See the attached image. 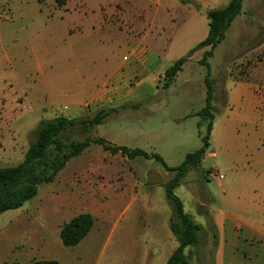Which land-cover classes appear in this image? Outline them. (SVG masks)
Returning <instances> with one entry per match:
<instances>
[{
	"label": "rangeland",
	"instance_id": "obj_1",
	"mask_svg": "<svg viewBox=\"0 0 264 264\" xmlns=\"http://www.w3.org/2000/svg\"><path fill=\"white\" fill-rule=\"evenodd\" d=\"M231 1L70 0L60 9L54 0L45 5L0 0V168L24 161L44 122L93 118L102 109L115 111L90 131L76 128L69 141L101 138L150 156L131 160L92 144L71 159L52 183L39 187L36 197L0 214V264H153L155 251L146 253L145 219L154 216L144 212L141 218L137 253L118 234L145 201L155 214L168 207L165 188L176 173L151 156L176 168L201 148L213 121L198 115L206 106L208 74L214 136L201 166L188 170L174 193L201 227L197 243L185 250L188 264H216L220 229L211 212L224 207L222 190L232 188L254 200L264 195V0H244L241 15L207 59L209 68L202 60L210 49L199 46L209 34L208 12ZM147 52L150 72L132 76L119 101L104 104L93 98L111 72L124 69L122 62L131 65ZM186 57L183 71L166 88L165 72ZM107 62L115 63L113 71ZM241 80L259 88L227 98L226 83ZM212 172L224 178H210ZM190 194L207 205L194 208ZM116 195L122 202L125 197L123 204ZM121 210L124 214H116ZM234 212L228 215L264 223L256 211ZM91 213L98 214L96 230L103 235L65 247L62 226Z\"/></svg>",
	"mask_w": 264,
	"mask_h": 264
},
{
	"label": "trees",
	"instance_id": "obj_2",
	"mask_svg": "<svg viewBox=\"0 0 264 264\" xmlns=\"http://www.w3.org/2000/svg\"><path fill=\"white\" fill-rule=\"evenodd\" d=\"M49 0H37L39 5H45ZM70 0H54L60 9L66 7ZM185 4V1H182ZM244 0H232L225 8L209 11V34L200 43V47H207L210 50L204 54L203 64L209 68L207 59L213 56V51L220 45L226 36V32L241 15ZM189 61L188 57L182 58L165 72L164 78L166 88L170 87L183 71ZM207 97L206 106L198 114L201 118L212 116V82L209 74L206 78ZM113 109H102L95 117L87 119L57 118L44 122L37 132L35 142L28 150L24 161L15 167L0 168V214L21 208L26 202L37 196L39 187L44 183H52L59 172H61L71 159L82 155L92 144L100 145L105 151L116 155L122 153L128 159L137 157L150 158L148 154L140 149L130 150L127 147L110 145L106 140L97 138L86 139L82 142L69 141V135L76 128L83 132L90 131L95 126L101 125L103 121L114 112ZM213 121L207 127V133L202 137V146L194 153L186 156L181 165L176 168L169 167L159 155L151 158L161 162L165 170L176 173L175 178L166 185L167 201L172 206L173 219L171 229L179 241V248L170 257L167 264H188V256L185 250L197 243L198 233L201 227L194 223L193 219L185 212L181 199L174 193V189L180 184V180L188 170L199 168L205 157L206 150L210 147ZM57 154V155H56ZM62 154V155H61ZM56 155V156H55ZM61 155V159L58 158ZM55 156V158H54ZM95 224V219L90 214H80L65 223L60 231V239L67 248L76 247L90 233ZM21 264V263H9ZM29 264H61L57 261H34Z\"/></svg>",
	"mask_w": 264,
	"mask_h": 264
},
{
	"label": "crops",
	"instance_id": "obj_3",
	"mask_svg": "<svg viewBox=\"0 0 264 264\" xmlns=\"http://www.w3.org/2000/svg\"><path fill=\"white\" fill-rule=\"evenodd\" d=\"M149 60L150 58L147 52L144 58H142L140 61L137 60V62L131 65L124 64L122 62L120 65H123L122 67H124V69H121V67H117V69H115V63L107 62L112 63L111 67L107 70L115 69L116 71L112 70L113 72L110 73L108 81L106 83L104 82L102 86L103 89L100 90V92L95 93L93 95V98L96 101L103 102L104 104H110L119 101L121 98V91H123L127 87L132 76H142L150 72L147 68V63H149ZM139 84H137L138 87ZM256 88L259 87L251 85L247 81H228L226 83L227 98L236 97L239 93L245 91L246 89L254 90ZM131 91L132 92H130L128 96L134 95V89ZM214 131L215 128L213 123L211 139L214 136ZM209 177L212 178L211 174L209 175ZM136 183L139 184V182L137 181ZM205 191L207 197L211 196L212 198V194L207 190V188H205ZM112 194H115V192L113 191ZM222 195V205L225 208L223 207L217 210L213 208L211 212V214H217L215 215V217L220 229V244L217 249L218 252L216 257V264H264V223L261 221L255 222L243 220L237 217H233L232 215H228L236 214L234 211L237 209H248L256 211L264 216V195L260 197L259 200H254L251 197L248 198L238 196L237 190L232 188H228L227 190L223 189ZM189 196L192 200H194V208H196L197 206L200 209L203 206L207 205L204 203V201L202 202V198L200 196L199 200L195 195L190 194ZM115 197L119 200L118 202H120V205L123 204L126 200L124 196L123 202L120 200V196L116 195ZM212 200L214 199L212 198ZM135 201H137V197L131 199L130 205H133ZM148 207V201H145L143 206L138 207L137 212L135 213L136 215L129 223V227L121 229L118 235L122 238V242L125 240H129L133 245L131 246L132 251L134 253H137V251L139 250L138 248L141 246L139 245L141 242V240L139 239L140 232L142 231V229H140L141 218L144 212L145 214H151L152 216H154V219L150 218L147 215L145 219L147 228L146 253L149 256V253L154 250L155 252L152 253V257L154 256L153 258H155L156 261L157 258H160V256L163 255L162 258L158 259V264H167L170 257L179 248L180 245L177 237L174 235L171 229V218L173 214L172 207L168 203V207H165V212H156V214L154 210H149ZM116 214H124V211L121 210V212H116ZM90 215H92L94 219L96 216H98V214L94 213H91ZM103 216H106L105 218L108 220L107 214H102V217ZM120 219L113 228L114 230L112 232L114 234H116V230L118 228L117 226L122 224L123 220L120 221ZM139 229L140 231H138ZM91 235H93L95 238L98 236H102L103 232L96 230V224H94L92 231H90L85 239H89ZM139 252H141V250ZM157 255L158 257H156ZM156 261H153V264H155Z\"/></svg>",
	"mask_w": 264,
	"mask_h": 264
},
{
	"label": "built area",
	"instance_id": "obj_4",
	"mask_svg": "<svg viewBox=\"0 0 264 264\" xmlns=\"http://www.w3.org/2000/svg\"><path fill=\"white\" fill-rule=\"evenodd\" d=\"M211 177L216 178V179H223L224 178L223 175H220L217 172H212Z\"/></svg>",
	"mask_w": 264,
	"mask_h": 264
}]
</instances>
